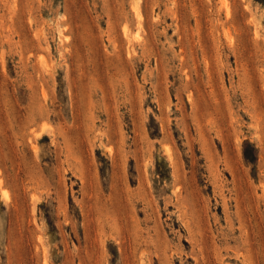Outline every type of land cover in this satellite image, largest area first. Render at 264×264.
Returning a JSON list of instances; mask_svg holds the SVG:
<instances>
[{"label":"rangeland","instance_id":"obj_1","mask_svg":"<svg viewBox=\"0 0 264 264\" xmlns=\"http://www.w3.org/2000/svg\"><path fill=\"white\" fill-rule=\"evenodd\" d=\"M0 264H264V0H0Z\"/></svg>","mask_w":264,"mask_h":264}]
</instances>
